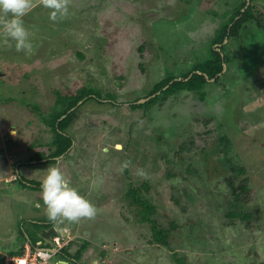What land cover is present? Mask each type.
I'll list each match as a JSON object with an SVG mask.
<instances>
[{"label": "rangeland", "instance_id": "1", "mask_svg": "<svg viewBox=\"0 0 264 264\" xmlns=\"http://www.w3.org/2000/svg\"><path fill=\"white\" fill-rule=\"evenodd\" d=\"M243 1L71 0L68 16L75 17L68 21V16L51 21L48 9L39 5L23 18L33 39L30 54L0 37L1 177H14L6 157L30 160L41 147L50 154L54 133L45 120L57 102L52 88L76 93L90 86L114 94L113 100L81 101L65 130L74 139L70 151L53 165L28 167L35 185L48 167H59L96 207L93 219L63 223L73 236H82L72 252L88 242L80 264H176L174 252L188 264H264V0L250 2L257 17L236 38L225 40L229 61L219 80L160 101L163 105L152 111L131 109L167 72L181 74L207 57L225 16ZM28 103H40V113ZM158 134L167 144L158 142ZM224 136L228 147L221 142ZM125 161L131 165L122 168ZM234 165L245 166L251 180L244 210L260 217L250 231L239 220L227 226L226 197L245 177ZM140 182L152 186L156 216L165 213L178 224L172 251L151 243V231L124 198L130 185ZM18 185L13 183V191ZM34 190L31 212L34 201L42 204L41 191ZM2 203L0 251L7 253L25 241L23 233L32 236L35 229L19 203L14 215L13 202Z\"/></svg>", "mask_w": 264, "mask_h": 264}, {"label": "trees", "instance_id": "2", "mask_svg": "<svg viewBox=\"0 0 264 264\" xmlns=\"http://www.w3.org/2000/svg\"><path fill=\"white\" fill-rule=\"evenodd\" d=\"M246 5L247 0H244L239 7H236L233 10L232 13L225 16L226 20L223 21L222 25L216 32L215 38L210 43L209 48H207V50L209 49V54L207 57H204L203 59L198 58L197 62H193L192 67H189L185 70V72L183 71V73L181 74H173L167 72L165 77H163L153 85V87L149 91V94L145 98H148L149 96L151 97L157 93L160 94L144 104H137L136 102H134L131 105V109H133L134 111L139 109H143L144 111H152L160 101H162V103L163 101L166 102L169 98L176 97L183 92H198L204 89L209 80L215 79L219 75H221L224 66H226L229 61L227 55L224 54V41L229 38H236L243 26L257 17L256 13L254 12L255 8L252 5H249V7L246 8ZM74 17L75 16L73 13L65 20L68 21L69 19H72ZM40 23L44 25L43 22ZM258 24L263 27L262 22L259 20ZM44 27L45 25L43 26V28ZM258 38H260L259 40H262L261 37L257 36V39ZM146 46L147 41H144L143 45H141L139 48V53L141 55L144 52ZM258 46L259 42L257 46H255V48H258ZM79 56L81 58H84L83 54L81 53H79ZM217 79L219 80L220 78ZM50 93H53V95H55V97L57 98V102L55 103L53 108H51L53 112L49 113L50 119L45 120L46 123H48L52 127V131L54 133V138L52 139L48 147L50 154L47 155L44 151H42L41 147L39 148L40 152L35 157L30 158V160L36 161L37 164L40 165L45 164L42 163L43 159L57 158L62 154H65V152L70 151L74 139L69 133H66L65 130L72 122V119L74 118L76 112L75 109L79 107L77 105L81 101H84L85 104L91 100L102 101V99L105 97H107V99L109 100L114 99H112V96L114 94L109 93L105 88L97 90L93 89V87L90 86L82 88L76 93L71 91L64 92L59 88H52L50 90ZM138 100L136 101L138 102ZM158 105L160 108V106H162L163 104ZM26 107H31L30 109L34 112L41 111L40 103H28ZM72 109L74 110L68 114V112H70ZM143 114L146 116L145 113ZM156 138L159 140L158 142L167 144V141L162 135L158 134L156 135ZM11 141L12 139L9 141V143H11ZM221 142L225 143L226 147H228L229 140L227 136L222 137ZM185 145L186 144H183L181 146L182 151L186 149ZM51 160L54 161V159ZM51 160H49L48 164L52 163ZM233 167L234 171L239 176L245 177H243L239 182V185L235 187L233 196L226 197V204L224 206L226 218L228 220L227 226H234L239 220L244 224L245 228L250 231L255 227L253 222L257 219H260L257 211L250 212L244 210V206L248 204L247 201L249 200L251 180L249 179V177H246L247 168L245 166L234 165ZM169 176H172V174H169ZM38 185H35V190L39 188ZM151 191L152 186L148 182L132 184L125 192L124 198L127 201V204L131 207L130 209H134L133 211L135 217L139 221V223L148 226L149 230L151 231V243L161 245L171 250L173 248L172 241L175 240V232L179 229L178 224L170 220L165 213L159 214V217L156 216L158 215L157 207L149 199ZM45 218V220L48 222L47 224H42V226H40L39 224H32L35 232L33 230L32 236L27 233V235L29 236L28 239L32 242L33 245H37V243H39L40 241L45 242V240L47 241L49 239H52L57 235V232L54 229L55 223L49 221L47 216ZM160 219H164V221H166L168 225L163 224ZM26 240L27 239L25 238V241ZM75 246L76 241L71 242L66 248L60 251L59 256L64 260L67 259V257L69 259L71 258L73 259L74 264H80L79 262L82 257V251L87 248L88 242H84L83 244H81V246L79 245L77 250L72 252L71 249H73V247ZM21 251L22 250L20 248L17 252L11 251L10 254L17 255L20 254ZM104 254L105 252H102L101 256L104 257ZM173 257L176 264H188L185 258L178 256L175 252L173 253Z\"/></svg>", "mask_w": 264, "mask_h": 264}, {"label": "clouds", "instance_id": "3", "mask_svg": "<svg viewBox=\"0 0 264 264\" xmlns=\"http://www.w3.org/2000/svg\"><path fill=\"white\" fill-rule=\"evenodd\" d=\"M70 3L71 0H0V37L3 38L5 43L14 41L17 52L30 54L33 50V45L29 39V31L24 26L23 18L34 7L39 5L49 10V19L51 21L57 22L68 16ZM130 165V161H125L122 168H127ZM140 171L142 173L143 170ZM46 172L47 175L41 182V197L45 215L49 221L55 223L54 229L57 232L55 237L63 235L59 223H80L82 220H90L95 217L96 207L88 199L80 195L76 188L71 186L70 181L59 167H48ZM57 223L58 225L56 226ZM77 235L73 236L71 242L79 241L82 236L79 237ZM23 236L26 239L29 237L27 234H23ZM23 243L20 247L21 250ZM18 245L15 246L17 247ZM20 248L10 249L7 253L0 251V262L3 261L4 255L12 256L10 252H17ZM49 250L52 251V249ZM59 253L52 260V263L65 264L66 259H62Z\"/></svg>", "mask_w": 264, "mask_h": 264}, {"label": "flooded vegetation", "instance_id": "4", "mask_svg": "<svg viewBox=\"0 0 264 264\" xmlns=\"http://www.w3.org/2000/svg\"><path fill=\"white\" fill-rule=\"evenodd\" d=\"M16 134H17V136L19 135V133H15V135ZM66 153H68V152H65V154H62L61 156H59L57 158H46V159H43L42 163H45V164L42 165V166L43 167L47 166L48 165L47 163L51 159H54V161L51 160L54 163L56 159L63 158L66 155ZM4 157H6V156H3L2 158H4ZM10 160L11 159L6 157L5 158V163L8 162L9 165L12 163L13 166H11V165L10 166L14 167V177H13V175H11L13 177V180H11L9 178L8 179L4 178L5 175L2 176V177L0 176V184H2V183L5 184L4 187L0 188V203H1V205L3 206L2 202H3L4 199L9 198L13 202V204L11 203V205H12L11 213L13 215H14L13 207L16 208L20 204L21 207L23 208V210L25 211V216H29V218L27 219V221L29 223H31L33 225L34 224H39L40 226H42V224H47L48 222L45 220L46 219L45 218L46 215L44 214L45 211H44V206H43V200H42V204H40L39 202L34 201V207L35 208L33 209L32 212L30 211V209L25 207V204H21V202H23V201L27 202L29 205L31 204V196H32L31 193L35 189L34 188L35 184L30 182L28 177H32L35 174H34V171L30 172V170H28V167H31V165H34V164H31L32 162H34V163H37V162L33 161V160H25V161L20 160L18 163H16V161L15 162L14 161L11 162ZM5 163H3V164L5 165ZM53 163H50V164H53ZM36 165L38 166L40 164H36ZM23 168L27 169L24 173L22 171ZM2 170H4V166H3ZM2 170H0V171H2ZM39 170H42V169H39ZM23 174H25V175H23ZM6 183H8L9 187L6 186ZM13 183H19L20 184V185H18V188L15 191H13V188H12ZM38 187L39 188L36 191L34 190L36 193L38 191H41L40 190L41 189V185H38ZM11 188H12V191H11ZM19 196H21V197H19ZM17 203H19V204H17ZM35 209L38 210V212ZM42 214H44V219H36V216H38V215L41 216ZM67 259L74 264L73 259H71V258L69 259L68 257H67ZM95 264H96V262H95Z\"/></svg>", "mask_w": 264, "mask_h": 264}, {"label": "built area", "instance_id": "5", "mask_svg": "<svg viewBox=\"0 0 264 264\" xmlns=\"http://www.w3.org/2000/svg\"><path fill=\"white\" fill-rule=\"evenodd\" d=\"M73 237L57 236L47 240L43 246L42 243L33 245L30 240H26L22 245V251L20 254L5 256L0 264H58L52 263V260L56 257L57 253L65 246H67ZM50 244V246H49ZM49 249H53L51 251Z\"/></svg>", "mask_w": 264, "mask_h": 264}, {"label": "crops", "instance_id": "6", "mask_svg": "<svg viewBox=\"0 0 264 264\" xmlns=\"http://www.w3.org/2000/svg\"><path fill=\"white\" fill-rule=\"evenodd\" d=\"M50 165H53V164H50ZM9 179L13 180V177L10 176ZM23 204H25V207H27V208L29 207V204H28L27 202H24V201H23ZM23 207H24V206H23ZM14 218H15V217H14ZM4 225H5V224H4ZM59 226L61 227V229H62V233H63L64 236H66V237H67V236H68V237H73L72 233H74V231H71V230L69 231V230H67V228H65V225H64L63 223H59ZM19 231H20V230H19ZM71 232H72V233H71ZM14 233H15V232L13 231L12 234H14ZM46 242H47L46 240H45V242L40 241L39 244L42 243V245H44ZM21 244H22V242L20 241V242H19V245H18L17 247L20 248V247H21ZM17 247H16L15 245H13L12 250L15 249V248L17 249ZM65 262H66L65 264H68L67 261H65ZM57 263L59 264V262H57ZM63 264H64V263H63Z\"/></svg>", "mask_w": 264, "mask_h": 264}, {"label": "water", "instance_id": "7", "mask_svg": "<svg viewBox=\"0 0 264 264\" xmlns=\"http://www.w3.org/2000/svg\"><path fill=\"white\" fill-rule=\"evenodd\" d=\"M250 2H251V0H247L246 8L249 7ZM225 69H226V66H224L223 72L225 71ZM212 80H214V79H212ZM212 80H211V81H212ZM158 94H160V93H157V94H155V95H153V96H151V97H148V98L142 99V100H140V101H138V102H136V103H137V104H144V103H147V102L150 101L152 98L156 97ZM73 110H74V109H72L70 112H68V114L71 113ZM52 251H54V250L52 249Z\"/></svg>", "mask_w": 264, "mask_h": 264}]
</instances>
